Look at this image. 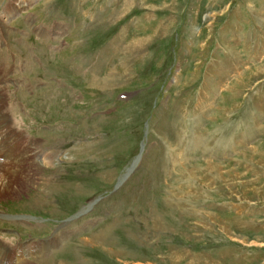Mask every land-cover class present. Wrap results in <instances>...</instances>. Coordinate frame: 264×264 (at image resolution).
I'll return each instance as SVG.
<instances>
[{
    "label": "rangeland",
    "instance_id": "rangeland-1",
    "mask_svg": "<svg viewBox=\"0 0 264 264\" xmlns=\"http://www.w3.org/2000/svg\"><path fill=\"white\" fill-rule=\"evenodd\" d=\"M0 19L11 123L57 154L0 196V243L56 241L19 262L264 264V0H0Z\"/></svg>",
    "mask_w": 264,
    "mask_h": 264
},
{
    "label": "bare ground",
    "instance_id": "bare-ground-1",
    "mask_svg": "<svg viewBox=\"0 0 264 264\" xmlns=\"http://www.w3.org/2000/svg\"><path fill=\"white\" fill-rule=\"evenodd\" d=\"M21 6V2L19 4ZM19 7L14 4L7 3L6 6L3 7V12L7 19H9L13 14L18 11ZM0 19V48L3 47L4 42V26L5 20ZM2 45V46H1ZM11 46L5 47V50L0 49V196L8 195V192L17 191V184L22 178L25 176L27 181H30L29 178L36 174H33L34 170H38L36 167L38 164V159L41 158L45 160L46 166H53L55 159L54 152L45 153L40 149V143L35 138L31 137L30 134L26 133L25 129L19 127L15 124L12 125L11 121L12 114L16 112L17 106L16 104L9 103L12 101V93L5 86V79L8 78L7 70V56L8 52L12 50ZM15 101V100H13ZM11 119V120H10ZM54 137L52 136L51 139ZM57 142V140H55ZM29 142V143H28ZM41 142V141H40ZM85 144L81 146L77 155L83 154L85 151ZM52 147L55 145L52 143ZM57 153V152H56ZM47 159V160H46ZM7 163L8 165H5ZM41 166V164H39ZM20 184V183H19ZM47 184L53 187L51 183V179L47 181ZM16 186V187H15ZM1 198V197H0ZM103 232H101L102 234ZM99 242H103V235L99 237ZM52 242V243H51ZM56 241L49 240L47 244L36 243L35 245H21V243H13V246L9 247V245L5 243H0V264H27V262H45L48 264L49 254L51 253H43L41 255H37L34 257H30L25 261L19 262L20 256L22 253L29 251L30 246L34 247L36 245L43 246L45 249H51L55 245ZM13 251L15 252H11Z\"/></svg>",
    "mask_w": 264,
    "mask_h": 264
}]
</instances>
